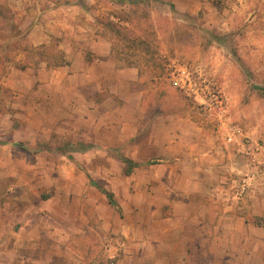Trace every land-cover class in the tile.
I'll return each instance as SVG.
<instances>
[{
    "label": "rangeland",
    "instance_id": "374dc122",
    "mask_svg": "<svg viewBox=\"0 0 264 264\" xmlns=\"http://www.w3.org/2000/svg\"><path fill=\"white\" fill-rule=\"evenodd\" d=\"M109 49L119 74L80 89L96 104L81 101V71L101 58L99 51ZM95 65H90L95 75L107 70ZM62 69L68 71L64 90L72 101L65 112L50 104L48 86L53 71ZM148 137L152 141L147 143ZM81 140L92 143L83 144L86 151L76 150ZM175 140L177 149L158 155ZM1 141L27 148L0 146V198L24 215L18 227H37L32 236L40 248L29 254L46 256L53 246L56 262L64 256L82 259L88 231H62L68 223L62 212L69 210L70 225L79 222L92 233L91 213H113V225L107 223L92 254H109L113 245L139 244L141 249L148 240L156 245L157 235L152 239L144 227L147 210L141 208L147 205L145 181L153 173L140 167L132 175L135 185H129L121 155L137 162L153 157L178 162V155L190 159L193 153L205 157L209 152L217 168L215 211L228 215L227 204L246 207V221L252 224L246 233L263 259L264 0H0ZM238 150L244 164L255 163L257 171H233L236 180L247 179V189L228 199L230 172L224 167L228 154ZM69 177L84 188L82 199L65 200ZM236 182L231 191L237 192ZM99 186L114 193L116 209ZM81 209L84 217L78 221ZM122 226L130 227L128 235ZM225 235L229 247L245 243ZM237 255L230 254L225 264H264ZM118 260L145 264L141 255Z\"/></svg>",
    "mask_w": 264,
    "mask_h": 264
},
{
    "label": "crops",
    "instance_id": "0c3cea01",
    "mask_svg": "<svg viewBox=\"0 0 264 264\" xmlns=\"http://www.w3.org/2000/svg\"><path fill=\"white\" fill-rule=\"evenodd\" d=\"M98 54L101 55V58L96 59V62L86 64V69L81 71L80 74L82 75L83 81L81 87H78L79 90L77 89L80 96L79 99L81 100V98H83L86 103L91 104H96L97 100H87L88 95L85 92L82 93L80 89L91 88V86L95 87L96 85L100 86L98 83L110 79L108 75L113 73L119 74L120 72L113 68L117 60L112 55L110 49L104 52L99 51ZM96 63L101 66L102 69L107 70L102 71L100 75H95V72H93L94 70L91 69L94 67L90 65L96 66ZM124 72L127 71H122L123 74ZM59 76H61V78ZM68 81L69 75L66 69L59 71L54 70L52 77L48 79V86L51 90L50 104L52 107L60 106L64 112L66 111L65 107L67 104L72 102L67 98L66 90H64V88H68ZM100 91L102 90L99 89V92ZM53 119L55 120L54 117ZM62 126L64 127L65 124H62ZM180 135L182 136V134ZM151 138L152 137L149 139L148 137L146 142H151ZM81 141L84 143L80 144V147L76 149L78 151H86L87 146L85 145H87V143L92 144L86 140ZM175 142L176 143H173V145H164L161 154L158 155L161 156L163 152L169 148L177 149L179 147L178 141L175 140ZM8 144L11 147H18V145L12 144V142H0V146L3 147ZM94 144V147L98 146L97 143ZM19 147L27 149L25 146ZM61 150L66 151L67 148L65 147V149ZM239 150H245V145L239 148ZM239 150L237 151L238 153L231 151L228 154L229 159L227 160L226 167H224V169L230 172L229 179L226 181L227 187L231 189L232 184L236 181L238 185L237 192L231 191L228 188V199H235L238 195L244 193L242 189V179L236 180L233 178V171L246 172L250 169L257 171L255 163L253 167L249 164H244L242 160L244 154L241 155ZM167 152L168 151L162 156L165 157ZM184 153L190 156L189 153ZM186 158L188 157L178 155V162H169L164 161L165 159L163 158L153 157L141 161L140 163H142V165L134 169L135 171L136 169H140V167H146L144 170L146 169L150 173H153L149 175L148 179L145 181L148 187V195L146 194L145 196L147 205H142L141 208L147 210L148 219L144 221V227L152 234V239H154V235H157L156 238H158V242L156 245H154L151 240H148L142 243L141 249H139V244L132 245L134 248H123L122 246L121 249H119V246L113 245L114 249H111L109 254L101 250L99 252L95 251V253L92 254L90 249L95 246L97 247V244L101 243V233L104 228H107V223L109 226L113 225V213L107 209L105 215L103 214L106 220L103 226L101 221L103 215L101 212L91 213L90 221L94 219V223L90 225V228L95 231V233H92L89 227L85 228V225L79 222V225H70L69 216L71 215V211L69 210L66 214L62 212L65 221H68L66 225L62 226V231H88L89 233L84 235L86 246L84 247L85 251L82 253V259H75V261H73L72 259H68L67 256H64L63 259L61 258L62 262H56L54 259L55 247L53 246L52 248L50 247L46 256L42 253L38 255L37 252L34 254L33 251L32 254H29V250L33 247L35 250L40 248V244L37 245L36 240L32 236L37 227L27 224L18 227L17 222L21 220L24 221V215H22L21 211L17 213L10 210L7 207V203L4 204L5 202L2 205V199L0 198V264H78V262H82V264H104V261H109L110 257L113 259L109 262L116 264V262L118 263L119 261L118 259L125 258L127 261H133L138 255L142 256V260L145 264H225L226 261L229 260L228 257L230 254L231 256L238 254V257H245L248 259L246 260L247 262L264 263V258L260 259V257H258L259 253L255 251L257 246H255L252 236H248L246 233L248 227L252 226V224L247 223L245 218L246 207L242 206L236 209L232 208L230 204H227L225 210L229 212L228 215L215 211L214 172L217 168L214 163L213 155L207 152L204 157L193 153L190 159ZM133 172L127 176L129 185L134 181V177H132ZM76 180L77 179L74 177H69L66 181L68 188L64 195H66L65 200L67 201L82 199V189L84 188H79ZM83 182L86 184L85 181ZM90 194L87 193L86 196ZM132 195L135 196L136 193ZM106 200L107 204L111 207L112 205L108 198ZM92 205L96 206L95 203H92ZM112 207L116 209V207ZM253 212L255 214H263L256 208L253 209ZM83 213L81 209L78 213V221H80V218L84 217ZM52 214H55V211H53ZM15 216L17 221L14 220ZM114 220L117 222V225L114 227L116 228L119 223V217L115 215ZM216 224H218V226H216ZM52 227H55L54 223ZM117 230L119 231V229ZM121 230L126 235L131 231L130 227L127 226L124 228L122 226ZM225 233H227V236L229 234L239 236L244 239L243 242L245 243L232 245L233 253L231 247H229V241H226ZM43 248L46 247L44 246ZM122 249L125 251L123 256L119 251Z\"/></svg>",
    "mask_w": 264,
    "mask_h": 264
},
{
    "label": "trees",
    "instance_id": "16d2710c",
    "mask_svg": "<svg viewBox=\"0 0 264 264\" xmlns=\"http://www.w3.org/2000/svg\"><path fill=\"white\" fill-rule=\"evenodd\" d=\"M123 1L132 2V0H123ZM13 144L18 145V146H24L20 142H15ZM121 159H122V162L125 164L124 171H125V173L127 175L132 174V172L134 171L135 168H137V167L142 165V163L137 162V161L133 160L132 158L126 157L124 155H121ZM152 162H154V161H152ZM99 188L107 196L110 204L112 206H114V207H118V203H117V201H116V199L114 197V194L112 192H110L109 190H107L106 188H104V187L99 186Z\"/></svg>",
    "mask_w": 264,
    "mask_h": 264
},
{
    "label": "built area",
    "instance_id": "2783aa9c",
    "mask_svg": "<svg viewBox=\"0 0 264 264\" xmlns=\"http://www.w3.org/2000/svg\"><path fill=\"white\" fill-rule=\"evenodd\" d=\"M247 183H248L247 179H243V181H242V184H243V187H242L243 192H245V190L247 189Z\"/></svg>",
    "mask_w": 264,
    "mask_h": 264
}]
</instances>
